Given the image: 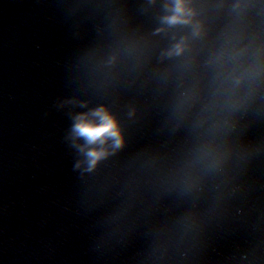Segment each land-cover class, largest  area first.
<instances>
[{
  "label": "water",
  "instance_id": "95a60500",
  "mask_svg": "<svg viewBox=\"0 0 264 264\" xmlns=\"http://www.w3.org/2000/svg\"><path fill=\"white\" fill-rule=\"evenodd\" d=\"M195 2L211 41L227 9ZM161 3L0 0V264H264V83L230 128L197 126L199 103L181 117L177 84L193 73L157 59ZM69 98L87 104L59 106ZM98 104L124 143L82 173L70 113Z\"/></svg>",
  "mask_w": 264,
  "mask_h": 264
},
{
  "label": "clouds",
  "instance_id": "9594fccd",
  "mask_svg": "<svg viewBox=\"0 0 264 264\" xmlns=\"http://www.w3.org/2000/svg\"><path fill=\"white\" fill-rule=\"evenodd\" d=\"M215 7L226 8L228 19L211 41L195 0H162L159 26L152 34L167 36V44L159 49V61L180 58V67L193 73L191 80L181 79L177 84L176 112L183 117L199 103L197 126L207 123L210 129H227L232 126V115L246 107L264 83V0H217ZM177 27L186 28L187 32L168 31ZM144 40L138 37L127 43L129 53H134L138 62L143 58ZM205 44L206 55L200 61L204 72L196 74L200 52L196 45ZM114 61L115 56H111L107 63ZM203 75L207 76L206 94L201 90ZM65 104L84 107L87 101L69 98L59 102V106ZM70 116L68 138L80 156L73 167L82 173L92 171L99 161L123 145L120 123L105 104ZM199 151L209 158L210 167L221 163L222 155L213 152L211 142Z\"/></svg>",
  "mask_w": 264,
  "mask_h": 264
}]
</instances>
